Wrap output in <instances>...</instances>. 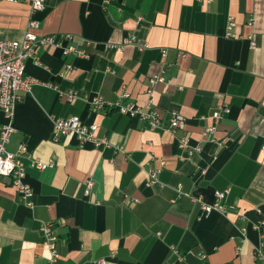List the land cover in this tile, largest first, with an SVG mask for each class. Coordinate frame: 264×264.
I'll return each mask as SVG.
<instances>
[{
  "label": "crops",
  "instance_id": "obj_1",
  "mask_svg": "<svg viewBox=\"0 0 264 264\" xmlns=\"http://www.w3.org/2000/svg\"><path fill=\"white\" fill-rule=\"evenodd\" d=\"M229 17L235 25L227 36ZM31 18L38 36L69 34L64 45L86 55L45 45L35 50L37 62L25 61L36 82L20 93L7 149L28 147L20 158L33 203L0 178V263L47 264L39 227L50 223L58 264H257L255 248L263 243L264 250L252 227L264 219V0H44L36 11L0 0V40L20 39ZM126 37L145 47L123 45ZM159 74L165 81L148 96V80ZM123 92V104L151 99L164 123L178 112L184 128H151L89 105ZM223 103L230 112L203 136ZM68 116L97 125V135L124 151L79 145L72 135L53 141V117ZM4 121L0 109V127ZM182 137L189 150L179 147ZM33 159L52 165L37 169ZM149 168L157 178L147 185ZM225 188V211L204 215L192 200L211 203Z\"/></svg>",
  "mask_w": 264,
  "mask_h": 264
},
{
  "label": "built area",
  "instance_id": "obj_2",
  "mask_svg": "<svg viewBox=\"0 0 264 264\" xmlns=\"http://www.w3.org/2000/svg\"><path fill=\"white\" fill-rule=\"evenodd\" d=\"M7 2H16L20 0H3ZM29 3L31 10L36 11L43 8L44 0H21ZM111 0H104L105 3ZM252 18H248L247 24L251 25ZM235 25L234 20L229 17L225 27V35H230V31ZM38 23L35 19L31 18L28 21L27 29L24 31L20 39L12 40H0V109L3 112L5 121L0 127V178L8 177L11 180V184L18 193L19 197L25 201L27 205H32L31 197L33 195L30 187L24 182V165L21 160V155H28V147L26 143H21L15 152H11L7 149V145L10 141L11 135L15 128L13 125L14 121V109L17 102L21 99V92L29 93L32 85L36 80L25 74V61L32 59L37 62L35 50L37 47L45 45H52L60 48L63 54L76 53L79 55H86L83 49H79L74 45H64V41L71 39V35H42L38 36L33 32V29L37 28ZM61 36V37H60ZM62 38V39H61ZM249 47L253 49L255 42L252 36L248 37ZM122 44H134L138 49L145 47L144 43H140L133 37H126L123 39ZM165 50L162 51L164 55ZM165 79L162 75H154L148 80V87L146 94L149 96L152 92V86L156 82H164ZM127 96L125 92L118 95V99L114 102L103 101L100 97H93L89 101V105L94 110H114L121 115L130 117L131 119L146 121L151 128L162 127L172 133L177 130L183 129L185 125L184 117L178 112L172 111L168 115L167 123L162 121V114L156 108L152 106L151 99H148L144 106L130 102L123 104L122 98ZM230 112V106L227 103H223L212 112L211 118L213 123L205 128L202 132L203 136H207L213 133L216 129V122L225 114ZM264 123V117L260 119ZM97 125L86 124L79 119L77 116L68 117H53L52 119V132L51 139L58 141L60 138L72 135L76 138L79 145L84 143H91L93 147L98 149H104L112 147L114 150L124 151L120 145H111L106 137L99 136L96 134ZM179 147L183 150L188 149V139L185 137L179 138ZM199 146L194 148V151H199ZM264 151V145L261 147ZM30 165L37 169H44L47 166H51L52 162H42L38 159L30 161ZM204 173V170L200 171ZM157 178V170L149 168L148 179L146 184L153 183ZM93 186L92 179H88L85 182V193L88 194L91 187ZM178 194L188 195L189 193H182L180 188H177ZM229 193V189L217 190L214 192V199L211 203H205L198 198L192 196L193 202L199 203L202 214L207 215L213 210L225 211V207L222 202L225 200ZM260 211L259 208L256 209ZM252 227L260 232L261 238L264 240V219L258 220L252 223ZM42 234L41 244L48 250L49 258L47 264H58L59 252L57 249L56 241L57 236L51 228L50 223L43 224L39 227ZM262 240V241H263ZM263 243L255 248V257L257 264H264V250ZM1 264V263H0ZM96 264H104L103 260H98Z\"/></svg>",
  "mask_w": 264,
  "mask_h": 264
}]
</instances>
